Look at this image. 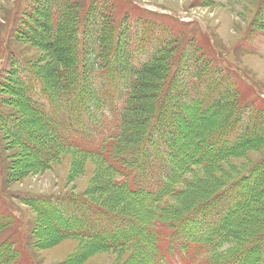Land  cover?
Masks as SVG:
<instances>
[{"label":"trees","instance_id":"trees-1","mask_svg":"<svg viewBox=\"0 0 264 264\" xmlns=\"http://www.w3.org/2000/svg\"><path fill=\"white\" fill-rule=\"evenodd\" d=\"M18 3L25 29L16 28V41L50 57L36 66L14 54L12 67L1 71L0 84L23 116L1 112L2 129L25 152L30 169L50 167L68 153L103 165L102 185L90 197H61L64 210L50 197L27 201L48 224L43 232L55 241H84L94 254L128 252L140 264H171L179 251L184 264H264V162L254 166L250 179L218 193L205 191L204 182L193 196L195 183L188 178L264 143V108L246 101L233 76L211 64L197 75L201 86L170 85L168 73L182 49L170 67L169 55L179 40L137 65L132 0ZM114 11L126 22L118 48ZM102 192L108 194L103 204L93 200ZM190 197L198 200L187 204ZM9 215L0 209V232L14 225ZM8 247L0 264H19L10 254L14 243ZM86 259L81 255L68 264Z\"/></svg>","mask_w":264,"mask_h":264},{"label":"rangeland","instance_id":"rangeland-1","mask_svg":"<svg viewBox=\"0 0 264 264\" xmlns=\"http://www.w3.org/2000/svg\"><path fill=\"white\" fill-rule=\"evenodd\" d=\"M135 1L138 4V14H129L131 21L134 19L136 24V34L132 35L136 36L134 47L140 48L135 62L148 53V33L153 32L152 37L157 40L161 38V43L177 37L180 42L175 46L176 50L170 52L169 67L174 63L175 53L179 49H182V53L173 70L174 74L172 75L173 71L168 73L170 85L181 88L185 86L184 81H193L201 86L203 82L192 77V74L211 64L210 68L214 71L219 69L225 74L233 71V78L239 83L243 98L256 104L257 109L259 106L264 108V35L256 27V22L264 23V0H233L232 3L227 0ZM18 2L19 0H0V70L6 71L12 67L11 58L14 54H19L36 66H45L50 57L44 50L16 41V28L25 29L23 20L18 21ZM94 5H97V1ZM138 35L142 36L141 40ZM187 58L189 61L185 66ZM144 61L146 60L141 59V62ZM3 87L0 84V113L23 119V116L18 115L20 104H11L10 91L3 90ZM93 114L96 116L99 112L93 111ZM105 115L108 121L114 120L109 112ZM2 127L0 115V209L6 216L9 215L7 211L11 214L9 217H12L10 219L14 221V225L0 232V243L11 236L14 248L10 254L11 257H18L16 262L68 264L71 258L85 255L87 259L82 264H140L133 262L128 252L119 254L107 251L94 254L88 250L89 246L84 241H55L49 233L43 232L48 224L31 208L27 200L32 197L54 198L73 194L90 197L102 185L99 177L103 165L96 158L79 159L68 153L50 167L38 171L30 169L25 152L6 136ZM225 161L210 173L199 170L198 178L193 179L192 174L188 176L195 183L193 196L196 194L194 191L201 188L204 182L206 188L202 189H210L213 194L234 181L250 179L254 166L264 162V143L252 144L249 149ZM106 197L108 194L103 193L93 200L103 204ZM195 200L198 198L190 197L187 204L191 205ZM12 243H2L1 257H8L5 247L9 248L8 245ZM171 262L184 264L181 257H173Z\"/></svg>","mask_w":264,"mask_h":264}]
</instances>
